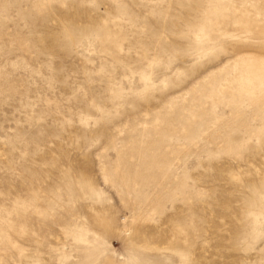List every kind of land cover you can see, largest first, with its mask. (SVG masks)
I'll return each mask as SVG.
<instances>
[{"label": "rangeland", "instance_id": "374dc122", "mask_svg": "<svg viewBox=\"0 0 264 264\" xmlns=\"http://www.w3.org/2000/svg\"><path fill=\"white\" fill-rule=\"evenodd\" d=\"M0 264H264V0H0Z\"/></svg>", "mask_w": 264, "mask_h": 264}]
</instances>
